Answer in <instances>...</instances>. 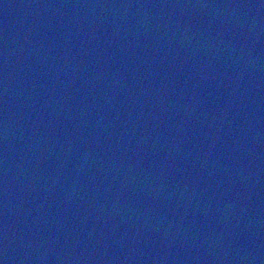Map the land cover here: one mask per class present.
<instances>
[{
    "label": "water",
    "instance_id": "water-1",
    "mask_svg": "<svg viewBox=\"0 0 264 264\" xmlns=\"http://www.w3.org/2000/svg\"><path fill=\"white\" fill-rule=\"evenodd\" d=\"M0 264H264V0H0Z\"/></svg>",
    "mask_w": 264,
    "mask_h": 264
}]
</instances>
